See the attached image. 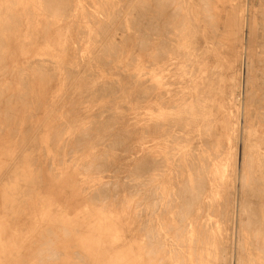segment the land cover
Returning a JSON list of instances; mask_svg holds the SVG:
<instances>
[{
    "label": "rangeland",
    "instance_id": "374dc122",
    "mask_svg": "<svg viewBox=\"0 0 264 264\" xmlns=\"http://www.w3.org/2000/svg\"><path fill=\"white\" fill-rule=\"evenodd\" d=\"M54 1L0 0V264H264V0Z\"/></svg>",
    "mask_w": 264,
    "mask_h": 264
},
{
    "label": "bare ground",
    "instance_id": "6f19581e",
    "mask_svg": "<svg viewBox=\"0 0 264 264\" xmlns=\"http://www.w3.org/2000/svg\"><path fill=\"white\" fill-rule=\"evenodd\" d=\"M47 1H48V0H47ZM53 1H54V0H53ZM56 1H58V0H56ZM98 1H99V0H98ZM157 1H158V0H157ZM159 1L161 2L162 0H159ZM163 1H166V0H163ZM167 1H168V0H167ZM186 1H187V0H186ZM197 1H198V0H197ZM220 1H221V0H217V2H220ZM232 1H233V0H232ZM238 1H239V0H238ZM11 2H12V1H11ZM44 2H46V1H44ZM54 2H55V1H54ZM127 2H128V1H127ZM149 2H150V1H149ZM160 2H159V3H160ZM168 2H169V1H168ZM180 2H182V1H180ZM226 2H227V1H226ZM240 2H241V4H242V1H240ZM47 3H49V2H46V4H47ZM57 3H58V2H57ZM57 3H56L55 5H57ZM141 3H142V2H141ZM143 3H144V2H143ZM152 3H153V2H152ZM163 3H164V2H163ZM163 3H162V5H163ZM165 3H166V2H165ZM165 3H164V4H165ZM169 3H170V2H169ZM236 3H237V2H236ZM247 3H248V2H247ZM3 4H4V3H3ZM59 4H60V3H59ZM62 4H63V3H62ZM62 4H60V5H62ZM145 4H146V3H145ZM147 4H148V3H147ZM154 4H155V2H154ZM224 4H225V3H224ZM14 5H15V4H14ZM60 5H59V6H60ZM141 5H142V4H141ZM143 5H144V4H143ZM155 5H157V4H155ZM168 5L170 6L171 4H168ZM168 5H166V6H168ZM237 5H238V3H237ZM239 5H240V4H239ZM48 6H49V5H48ZM71 6H72V5H71ZM146 6H148V5H146ZM149 6L152 7L151 4H150ZM204 6H205V5H204ZM221 6H222V5H221ZM225 6H226V5H225ZM50 7H51V6H50ZM60 7H61V6H60ZM60 7H58V8H60ZM125 7H126V6H125ZM134 7H135V6H134ZM160 7H163V6L160 5ZM160 7H159V8H160ZM182 7H183V6H182ZM205 7H206V6H205ZM243 7H244V6H242V8H243ZM51 8H52V7H51ZM157 8H158V7H157ZM159 8H158V10H159ZM170 8H171V7H170ZM223 8H224V6L220 7L219 10H221V9H223ZM242 8H241V9H242ZM48 9H49V8H48ZM52 9H53V8H52ZM52 9H50V12H51ZM56 9H57V8H55L54 10H56ZM63 9H64V8H63ZM107 9H108V8H107ZM123 9H125V8H123ZM132 9H133V8H132ZM145 9H146V8H145ZM160 9H161V8H160ZM176 9H177V8H176ZM201 9H202V8H201ZM205 9H206V8H205ZM225 9H226V8H225ZM28 10H29V8H28ZM44 10H45V9H44ZM54 10H52V12H53ZM58 10H60V9H58ZM65 10H67V9H65ZM99 10H100V9H99ZM158 10H157V12H159ZM165 10H166V9H165ZM165 10H163V8H162V11H160L159 14H161V12H164ZM167 10H168V9H167ZM192 10H193V9H192ZM231 10H232V9H231ZM244 10H245V8H244ZM67 11H68V10H67ZM130 11H131V10H130ZM154 11H155V10H154ZM173 11H175V10L173 9ZM177 11H178V10H177ZM207 11H208V10H206V12H207ZM63 12H64V11H63ZM119 12H120V11H119ZM132 12H133V11H132ZM137 12H138V10H137ZM140 12H142V11H140ZM169 12H170V11H169ZM171 12H172V11H171ZM191 12H192V11H191ZM230 12H231V11H230ZM53 13H54V12H53ZM116 13H117V12H116ZM174 13L177 15L176 12H174ZM189 13H190V12H189ZM223 13H224V12H223ZM231 13L233 14V12H231ZM49 14H50V13H49ZM54 14H55V13H54ZM57 14H58V12H57ZM91 14H92V13H91ZM102 14H103V13H102ZM141 14H144V13H141ZM157 14H158V13H157ZM157 14H156V15H157ZM168 14H169V13H168ZM179 14H180V13H179ZM6 15H8V14H6ZM50 15H51V14H50ZM58 15H60V14H58ZM61 15H62V14H61ZM61 15H60V16H61ZM65 15H66V14H65ZM118 15H119V13H118ZM118 15H116V16H118ZM172 15H173V14H172ZM242 15H243V14H242ZM8 16H9V15H8ZM52 16H53V15H52ZM60 16H59V17H60ZM149 16L151 17V15H149ZM149 16H148V17H149ZM153 16H154V15H153ZM159 16H160V15H159ZM159 16H158V18H161V16H162V18H163V13L161 14L160 17H159ZM167 16L169 17V15H167ZM173 16H174V15H173ZM195 16H196V15H195ZM232 16H233V15H232ZM64 17H65V16H64ZM64 17H63V20H64ZM114 17H115V16H114ZM118 17H120V16H118ZM136 17H137V16H136ZM136 17H135V19H137ZM142 17H144V15H142ZM145 17H147V15H146ZM168 17H166V18H167V20H168V25H169V21L171 20V17H172V16H170V20L168 19ZM175 17H176V16H175ZM175 17H173V18H175ZM177 17H178V16H177ZM204 17H205V16H204ZM204 17H203V18H204ZM238 17H239V16H238ZM17 18H18V17H17ZM65 18H66V17H65ZM158 18H157V19H158ZM182 18H183V17H182ZM191 18H192V17H191ZM207 18H208V16H207ZM230 18H231V17H230ZM8 19H9V18H8ZM56 19H57V18H56ZM139 19H140V18H139ZM143 19H144V18H143ZM146 19H147V18H146ZM148 19H149V18H148ZM204 19H205V18H204ZM223 19H224V18H223ZM232 19H234V17H233ZM235 19H236V18H235ZM235 19H234V20H235ZM238 19H239V18H238ZM48 20H49V18H48ZM115 20H116V19H115ZM118 20H119V19H118ZM132 20H133V18H132ZM137 20H138V19H137ZM163 20L165 21V19H163ZM172 20L175 21V19H172ZM172 20L170 21V24H171ZM182 20H183V19H182ZM6 21H7V20H6ZM14 21H15V20H14ZM14 21H13V23H14ZM17 21H18V20H17ZM144 21H145V20H144ZM149 21H150V20H149ZM149 21H147V22H149ZM152 21H153V19H152ZM158 21L161 22L160 19H159ZM174 21H173V24H171L172 26L175 24ZM191 21H193V20H191ZM227 21H228V20H227ZM242 21H243V20H242ZM61 22H62V21H61ZM111 22H113V21H111ZM131 22H133V21H131ZM135 22H136V21H135ZM140 22H141V21H140ZM145 22H146V21H145ZM145 22H144V23H145ZM150 22H151V21H150ZM166 22H167V21H166ZM181 22H182V21H181ZM10 23H11V22H10ZM49 23H50V21H49ZM137 23H138V22H137ZM137 23H136V24H137ZM155 23H156V22H155ZM161 23H162V22H161ZM178 23H179V22H178ZM238 23H239V22H238ZM245 23H246V22H245ZM19 24H20V20H19ZM123 24H124V23H123ZM123 24H121V25L124 26ZM131 24H132V23H131ZM133 24H134V23H133ZM152 24H153V22H152ZM163 24H164V23H162V26H163ZM216 24H217V22H216ZM6 25H7V24H6ZM47 25H49V24L47 23ZM113 25H114V24H113ZM145 25H147V24H145ZM160 25H161V24H160ZM165 25H166V23H165ZM168 25H167L166 28H168ZM175 25L177 26V20H176V24H175ZM175 25H174V28H176ZM182 25H183V24H182ZM182 25H180V26H182ZM214 25H215V24H214ZM227 25H228V24H227ZM4 26H5V24H4ZM10 26H11V25H10ZM135 26H136V25H135ZM156 26H158V22H157V25H156ZM156 26H155V27H156ZM162 26H161V27H162ZM229 26H232V25H229ZM229 26H228V28H229ZM118 27H120V26H118ZM133 27H134V26H133ZM141 27H143V26H141ZM145 27H147V26H145ZM150 27H151V25H150ZM159 27H160V26H159ZM159 27H157V29H158ZM164 27H165V26H164ZM164 27H163V28H164ZM183 27H184V26H183ZM3 28H4V27H3ZM7 28H8V27H7ZM9 28L12 29L11 27H9ZM122 28H123V27H122ZM143 28H144V27H143ZM169 28H171L170 25H169ZM4 29H6V28H4ZM10 29H8V31H10ZM133 29H134V28H133ZM139 29H140V28H139ZM145 29H146V28H145ZM149 29H150V28H149ZM157 29H155V30H157ZM164 29H165V28H164ZM103 30H104V29H103ZM121 30H122V29H121ZM143 30H144V29H143ZM155 30H154V31H155ZM158 30H159V29H158ZM158 30H157V31H158ZM166 30H167L166 32L168 33V31L170 32L171 29H170V30H169V29H166ZM175 30H176V29H175ZM196 30H197V29H196ZM236 30H237V29H236ZM3 31H4V30H3ZM3 31H2V32H3ZM6 31H7V30H6ZM46 31H47V30H46ZM141 31H142V30H141ZM151 31H153V30L151 29ZM179 31H180V30H179ZM194 31H195V28H194ZM226 31H227V30H226ZM230 31L233 32L232 30H230ZM99 32H100V31H99ZM155 32H156V31H155ZM155 32H154V33H155ZM162 32H163V29H162ZM166 32H163V34L166 33ZM195 32H196V31H195ZM199 32H200V31H199ZM214 32H215V31H214ZM239 32L241 33L242 31L240 30ZM239 32H238V33H239ZM145 33H146V32H145ZM152 33H153V32H152ZM158 33H159V31H158ZM167 33H166V36H164V38H170V35L168 34V35H169V37H168V36H167ZM190 33H191V32H190ZM208 33H209V32H208ZM46 34H48V33L46 32ZM170 34H171V33H170ZM2 35H3V33H2ZM119 35H120V34H119ZM148 35H149V34H148ZM164 35H165V34H164ZM207 35H208V34H207ZM209 35H210V34H209ZM228 35H229V34H228ZM234 35H235V34H234ZM103 36H104V33H103ZM137 36H138V35H137ZM139 36H142V37H143V32H142V35L140 34ZM176 36H177V35H176ZM181 36H182V35H181ZM193 36H194V35H193ZM217 36H218V35H217ZM239 36H240V34H239ZM194 37H195V36H194ZM210 37L213 38L212 36H210ZM210 37H209V38H210ZM229 37H231V36L229 35ZM232 37H233V36H232ZM113 38H114V37H113ZM143 38H144V37H143ZM145 38H147V40H148V37H145ZM188 38H189V37H188ZM233 38H234V37H233ZM2 39H4V38H2ZM99 39H100V38H99ZM191 39H192V37H191ZM235 39H236V38H235ZM111 40H112V39H111ZM124 40H125V39H124ZM143 40H145V39H143ZM147 40H146V42H147ZM168 40H169V39H168ZM172 40H173V39H172ZM231 40H232V38H231ZM237 40H238V41H237ZM141 41H142V40H141ZM161 41H162V40H161ZM193 41H194V40H193ZM196 41H197V40H196ZM143 42H144V41H143ZM146 42H144V43H146ZM164 42H165V41H164ZM167 42H168V41H167ZM167 42H165V43H167ZM170 42H171V41H170ZM170 42H169V44H170ZM174 42H175V41H174ZM229 42H232V43H233L234 41H229ZM235 42H239V43H240V41H239V37H238V39H236ZM106 43H107V42H106ZM109 43H110V42H109ZM111 43H112V42H111ZM162 43H163V42H162ZM193 43H194V42H193ZM217 43H218V42H216V45H217ZM112 44H113V43H112ZM114 44H115V43H114ZM114 44H113V45H114ZM136 44L138 45V43H136ZM229 44H230V43H229ZM235 44H236V43H235ZM0 45H1V43H0ZM3 45H4V44H3ZM110 45H111V44H110ZM115 45H117V44H115ZM145 45H147V44H145ZM161 45H162V44H161ZM166 45H167V44H166ZM220 45H221V44H220ZM233 45H234V43L232 44V46H233ZM239 45H240V44H239ZM105 46H106V44H105ZM140 46H141V45H140ZM143 46H144V45H143ZM164 46H165V45H164ZM199 46H200V45H199ZM230 46H231V44H230ZM237 46H238V45H237ZM117 47H118V46H117ZM117 47H115V49H116ZM138 47H139V46H138ZM145 47H146V46H144V48H145ZM167 47H169V46H167ZM233 47L235 48L236 45L233 46ZM233 47H232V48H233ZM241 47H242V46H241ZM243 47H244V46H243ZM2 48H3V47H2ZM106 48H107V47H106ZM113 48H114V47H113ZM113 48H112V49H113ZM141 48H142V47H141ZM163 48H164V47H163ZM229 48L231 49V47H229ZM234 48H233V49H234ZM136 49H137V48H135V50H136ZM145 49H146V48H145ZM203 49H204V48H203ZM219 49H220V48H219ZM239 49H240V48H239ZM103 50L106 51V49H103ZM103 50H102V51H103ZM113 50H114V49H113ZM198 50H199V49H198ZM108 51H109V50H108ZM157 51H158V50H157ZM160 51H161V49H160ZM230 51H231V50H230ZM234 51H235V50H233V52H234ZM237 51H238V49H237L235 52H237ZM124 52H125V51H124ZM137 52H138V50H137ZM168 52H169V51H168ZM202 52H203V51H202ZM233 52L231 51V52H229V53H232V54H233ZM106 53H107V52H106ZM110 53H111V52H110ZM112 53H113V52H112ZM130 53H131V52H130ZM162 53H163V52H162ZM162 53H161V54H162ZM219 53H220V52H219ZM101 54H103V52H102ZM131 54H132V53H131ZM159 54H160V53H159ZM232 54H231V56L234 55V54H233V55H232ZM106 55H107V54H106ZM106 55H105V56H106ZM112 55H113V54H112ZM114 55H115V54H114ZM133 55H134V54H133ZM155 55L157 56V54H155ZM0 56H2V55H0ZM98 56H99V55H98ZM107 56H108V55H107ZM134 56H135V55H134ZM100 57H101V55H100ZM108 57H109V56H108ZM130 57H131V56H130ZM135 57H136V56H135ZM135 57H134V58H135ZM158 57H159V55H158ZM158 57H156V58H158ZM233 57H235V55H234ZM233 57H232V59H233ZM236 57H237V55H236ZM0 58H1V57H0ZM131 58H133V56H132ZM156 58H154V59H156ZM162 58H163V57H162ZM102 59H103V57H102ZM230 59H231V58H230ZM232 59H231V60H232ZM39 60H40V59H39ZM98 60H99V59H98ZM131 60H132V59H131ZM134 60H135V59H134ZM231 60H229V62H231ZM100 61H101V60H100ZM155 61H156V60H155ZM158 61H159V60H158ZM1 62H2V61H1ZM98 62H99V61H98ZM107 62L109 63V61H107ZM110 62H111V61H110ZM112 62H113V61H112ZM128 62L130 63V61H128ZM128 62H127V63H128ZM134 62H135V61H134ZM229 62H228V63H229ZM235 62H236V61H235ZM237 62H238V61H237ZM101 63H102V62H101ZM131 63H132V62H131ZM105 64H106V63H105ZM149 64H150V63H149ZM238 64H239V63H238ZM108 65H109V64H108ZM126 65H127V64H126ZM132 65H133V64H132ZM134 65H135V64H134ZM146 65H147V64H146ZM39 66H40V65H39ZM104 66H105V65H104ZM127 66H128V65H127ZM148 66H149V65H148ZM40 67H41V66H40ZM105 67H106V66H105ZM146 67H147V66H146ZM215 67H216V66H215ZM223 67H224V66H223ZM42 68H43V67H42ZM67 68H68V67H67ZM128 68H129V67H128ZM40 69H41V68H40ZM48 69H49V68H48ZM70 69H71V68H70ZM195 69H196V68H195ZM215 69H216V68H215ZM66 70H67V69H66ZM77 70H78V69H77ZM107 70H108V69H107ZM107 70H106V71H107ZM220 70H221V69H220ZM125 71H126V70H125ZM196 71H197V70H196ZM42 72H43V71H42ZM55 72H56V71H55ZM122 72H123V71H122ZM21 73H22V72H21ZM21 73H20V75H21ZM68 73H69V71H68ZM68 73H67V74H68ZM77 73H78V72H77ZM222 73H223V72H222ZM222 73H221V74H222ZM53 74H54V73H53ZM134 74H135V73H134ZM145 74H146V73H145ZM214 74H215V73H214ZM88 75H89V74H88ZM128 75H129V74H128ZM141 75H142V74H141ZM24 76H25V75H24ZM120 76H121V75H120ZM192 76H193V75H192ZM51 77H52V76H51ZM54 77H55V76H54ZM116 77H117V76H116ZM214 77H215V76H214ZM21 78H22V77H21ZM25 78H26V77H25ZM208 78H209V76H208ZM19 79H20V77H19ZM40 79H41V78H40ZM69 79H71V78H69ZM197 79H198V78H197ZM22 80H23V79H22ZM42 80H43V79H42ZM24 81H25V80H24ZM24 81H22V82H24ZM45 81H46V80H45ZM115 81H116V80H115ZM145 81H146V80H145ZM50 82H51V81H49V83H50ZM68 82H69V81H68ZM112 82H113V81H112ZM112 82H111V83H112ZM117 82H118V80H117ZM134 82H135V81H134ZM217 82H218V81H217ZM154 83H155V82H154ZM198 83H199V82H198ZM205 83H206V82H205ZM22 84H23V83H22ZM108 84H109V82H108ZM116 84H117V83H116ZM24 85H25V84H24ZM26 85H27V83H26ZM28 85H29V84H28ZM106 85H107V84H106ZM195 85H196V84H195ZM116 86H117V85H116ZM116 86H115V87H116ZM193 86H194V85H193ZM23 87H24V86H23ZM26 87H27V86H26ZM117 87H118V86H117ZM219 87H220V86H219ZM146 88H147V87H146ZM148 88H149V87H148ZM148 88H147V89H148ZM195 88L199 89L198 87H195ZM24 89H25V88H24ZM27 89H28V88H27ZM153 89H154V88H153ZM154 90H155V89H154ZM193 90H194V89H193ZM195 91H196V90H195ZM25 92H26V91H24V93H25ZM149 92H150V91H149ZM196 92H197V93H196L195 97L197 96L198 92H200V91L197 90ZM29 93H30V92H29ZM93 93H94V92H93ZM116 93H117V92H116ZM116 93H114V94H116ZM161 94H162V93H161ZM253 94H254V93H253ZM22 95H23V94H22ZM24 95H25V94H24ZM24 95H23V96H24ZM26 95H27V94H26ZM92 95H93V94H92ZM145 95H146V94H145ZM147 95H148V93H147ZM162 95H163V94H162ZM27 96H28V95H27ZM100 96H101V94H100ZM119 96H120V95H119ZM24 97H25V96H24ZM87 97H88V96H87ZM143 97H144V96H142V98H143ZM161 97H162V96H160V98H161ZM213 97H214V96H213ZM139 98H140V97H139ZM197 98H198V97H197ZM8 99H9V98H8ZM30 100H31V99H30ZM136 100H138V99H136ZM8 101H10V100H8ZM1 102H2V101H1ZM217 102H218V101H217ZM33 103H34V102H33ZM36 103H37V105H38L39 102H36ZM1 104H2V103H1ZM6 104H7V103H6ZM8 104H9V103H8ZM8 107H9V106H8ZM171 107H173V106H171ZM6 108H7V107H6ZM6 108H5V109H6ZM34 108H35V107H34ZM38 108H39V107H38ZM58 109H60V107H59ZM119 109H120V108H119ZM9 110H10V109H9ZM38 110H39V109H38ZM225 110H226V109H225ZM104 111H105V110H104ZM6 112H7V110H6ZM31 112H32V111H31ZM119 112H120V110H119ZM8 113H9V112H8ZM220 113H221V112H220ZM4 114H6V113H4ZM96 114H97V113H96ZM6 115H7V114H6ZM6 115H5V116H6ZM11 115H12V114H11ZM29 115H30V114H29ZM98 115H99V114H98ZM111 115H112V114H111ZM111 115H109V117L107 116V117H108L107 119H109V118L111 117ZM13 116H14V115H13ZM33 116H35V115H33ZM96 116H97V115H96ZM215 116H216V115H215ZM10 117H12V116H10ZM4 118H5V117H4ZM8 118H9V117H8ZM26 118H27V117H26ZM110 119H111V118H110ZM5 120H6V119H5ZM92 122H93V121H92ZM8 123H9V122H8ZM6 124H7V123H6ZM105 124H106V123H105ZM0 125H1V123H0ZM61 125H62V124H61ZM3 126H4V122H3ZM32 126H33V125H32ZM32 126H29V127H32ZM4 127H5V126H4ZM37 127H38V126H37ZM57 127H58V126H57ZM156 127H157V126H156ZM6 128H7V127H6ZM26 128H27V127H26ZM64 128H65V127H64ZM160 128H161V127H160ZM177 128H178V127H177ZM177 128H176V130H177ZM181 128H182V127H181ZM181 128H180V129H181ZM183 128H184V127H183ZM217 128H218V127H217ZM36 129H38V128H36ZM24 130H25V129H24ZM92 130H93V129H92ZM184 130H185V129H184ZM30 131H31V130H30ZM30 131H29V133H30ZM174 131H175V130H174ZM178 131H179V130H178ZM180 131H181V130H180ZM218 131H219V129H218ZM221 131H222V130H221ZM1 132H3V130H2ZM12 132H14V130H12ZM15 132H16V131H15ZM26 132H28V130H27ZM39 132H40V131H39ZM62 132H63V130H62ZM167 132H168V131H167ZM34 133H35V131H34ZM37 133H38V132H37ZM37 133H36V135H37ZM58 133H59V132H58ZM221 133H222V132H221ZM15 134H16V133H15ZM60 134H61V132H60ZM89 134H90V133H89ZM126 134H127V133H126ZM213 134H214V133H213ZM217 134H218V133H217ZM36 135H35V136H36ZM61 135H62V134H61ZM214 135H215V134H214ZM221 135H222V134H221ZM221 135H220V136H221ZM54 136H55V135H54ZM56 136H57V134H56ZM78 136H79V135H78ZM87 136H88V135H87ZM196 136H197V135H196ZM218 136H219V135H218ZM119 137H120V136H119ZM119 137H118V138H119ZM122 137H123V136H122ZM223 137H224V136H223ZM225 137H226V136H225ZM28 138H29V137H28ZM35 138H36V137H35ZM79 138H80V137H79ZM90 138H91V137H90ZM116 138H117V137H116ZM120 138H121V137H120ZM183 138H184V137H183ZM188 138H189V137H188ZM50 139H51V138H50ZM81 139H83V138H81ZM215 139H216V138H215ZM75 140H76V139H75ZM75 140H74V141H75ZM79 140H80V139H79ZM187 140H188V139H187ZM207 140H208V139H207ZM25 141H26V139H25ZM52 141H53V140H52ZM84 141H85V140H84ZM115 141H117V140H115ZM115 141H114V142H115ZM125 141H126V139H125ZM174 141H175V140H174ZM214 141H216V140H214ZM50 142H51V141H50ZM53 142H54V141H53ZM80 142H81V141H80ZM208 142H209V141H208ZM25 143H26V142H25ZM27 143H28V142H27ZM31 143H32V142H31ZM37 143H38V142H37ZM68 143H69V142H68ZM75 143H76V142H75ZM204 143H206V142H204ZM79 144H80V143H79ZM110 144H112V143H110ZM207 144H209V143H207ZM32 145H33V143H32ZM34 145H36V144H34ZM53 145H54V144H53ZM62 145H63V144H62ZM76 145H77V144H76ZM114 145L117 146V143L114 144ZM202 145H203V144H202ZM19 146H20V145H19ZM23 146H24V145H23ZM29 146H31V145H29ZM29 146H28V147H29ZM77 146H78V145H77ZM196 146H197V145H196ZM222 146H223V145H222ZM36 147H37V145H36ZM61 147H62V146H61ZM82 147H83V146H82ZM106 147L108 148V144L106 145ZM118 147H119V146H118ZM203 147H204V146H203ZM30 148H31V147H30ZM30 148H28V149H30ZM32 148H34V147H32ZM112 148H113V147H112ZM192 148H193V147H192ZM223 148H224V147H223ZM223 148H222V149H223ZM17 149H18V148H17ZM17 149H16V150H17ZM60 150H61V149H60ZM70 150H71V148H70ZM76 150H77V149H76ZM107 150H108V149H107ZM111 150H112V149H111ZM111 150H110V151H111ZM126 150H127V149H126ZM126 150H125V151H126ZM18 151H19V150H18ZM20 151H21V150H20ZM27 151H28V150H27ZM27 151H26V152H27ZM30 151H31V150H29L28 153H29ZM34 151H35V148H34ZM71 151H73V150H71ZM80 151H81V150H80ZM24 152H25V151H24ZM26 152H25V154H26ZM43 152H45V151H43ZM59 153H60V152H59ZM17 154H18V152H17ZM23 154H24V153H23ZM69 154H70V153H69ZM188 154H189V153H188ZM194 154H195V153H194ZM15 155H16V154H15ZM32 155H34V154H32ZM32 155H31V157H32ZM192 155H193V154H192ZM23 156H24V155H23ZM44 156H45V155H44ZM59 156H60V155H59ZM14 157H15V156H14ZM67 157H68V156H67ZM99 157H100V156H99ZM99 157H98V158H99ZM148 157H149V156H148ZM171 157H172V156H171ZM16 158H17V157H16ZM20 158H23V157H20ZM33 158H36V157L34 156ZM104 158H105V157H104ZM144 158H145V157H144ZM160 158H161V157H160ZM191 158H192V157H191ZM14 159H15V158H14ZM27 159H28V158H27ZM49 159H50V158H49ZM68 159H69V158H68ZM146 159H147V158H146ZM155 159H156V158H155ZM158 159H159V158H158ZM195 159H196V158H195ZM21 160H22V159L18 160V164H19V161L21 162ZM30 160H31V159H30ZM32 160H33V159H32ZM106 160H107V159H106ZM149 160H150V159H149ZM160 160H161V159H160ZM60 161H61V159H60ZM97 161H98V159H97ZM140 161H141V160H140ZM156 161H157V160H156ZM49 162H50V161H49ZM176 162H177V161H176ZM11 163H12V162H11ZM29 163H30V162H29ZM34 163H35V161H34ZM39 163H40V162H39ZM58 163H60V162H58ZM142 163H143V162H142ZM164 163H165V161H164ZM164 163H163V164H164ZM193 163H194V162H193ZM205 163H206V162H205ZM246 163H247V162H246ZM9 164H10V163H9ZM9 164H8V165H9ZM15 164H16V162H15ZM24 164H25V163H24ZM50 164H51V163H50ZM138 164H139V163H138ZM155 164H157V163L155 162ZM155 164H154V165H155ZM194 164H195V163H194ZM194 164H193V166L196 165V164H195V165H194ZM209 164H210V163H209ZM13 165H14V164H13ZM32 165H33V164H32ZM59 165H60V164H59ZM97 165H98V164H97ZM100 165H101V164H100ZM141 165H143V164H141ZM146 165H148V164H146ZM178 165H179V164H178ZM241 165H242V164H241ZM246 165H247V164H246ZM48 166H49V165H48ZM109 166H110V165H109ZM151 166H152V165H151ZM155 166H157V165H155ZM161 166L163 167V165H161ZM179 166H180V165H179ZM191 166H192V164H191ZM191 166H190V167H191ZM7 167H8V166H7ZM16 167H17V166H16ZM49 167H50V166H49ZM106 167H108V166H106ZM10 168H12V167H10ZM13 168H15V167L13 166ZM17 168H19V167H17ZM31 168H32V167H31ZM51 168H52V167H51ZM88 168H89V167H88ZM90 168H91V166H90ZM145 168H147V167H145ZM153 168H154V166H153ZM153 168H152V169H153ZM191 168H192V167H191ZM197 168H199V166H198ZM8 169H9V168H8ZM49 169H50V168H49ZM53 169H54V168H53ZM97 169H98V168H97ZM101 169H102V168H101ZM195 169H196V168H195ZM199 169H200V168H199ZM203 169H204V168H203ZM99 170H100V167H99ZM205 170H206V169H205ZM10 171L15 172L13 169L10 170ZM18 171H19V170H18ZM40 171H41V170H40ZM117 171H119V170H117ZM150 171H151V169H150ZM152 171H154V170H152ZM159 171H160V170H159ZM178 171H179V170H178ZM183 171H184V170H183ZM195 171H196V170H195ZM203 171H204V170H203ZM91 172H92V170H91ZM112 172H113V171H112ZM134 172H135V171H134ZM143 172H145V171H143ZM148 172H149V170H148ZM148 172H147V173H148ZM199 172H200V171H199ZM201 172H202V171H201ZM3 173H4V172H3ZM3 173H2V174H3ZM32 173H33V172H32ZM39 173H40V172H39ZM39 173H38V174H39ZM84 173H85V172H84ZM141 173H142V172H141ZM145 173H146V172H145ZM195 173H196V172H195ZM8 174H9V172H8ZM8 174H7V175H8ZM14 174H15V173H14ZM0 175H1V174H0ZM7 175H6V176H7ZM17 175H18V173H17ZM157 175H158V174H157ZM193 175H194V174H193ZM179 176H180V175H179ZM241 176H242V175H241ZM4 177H5V176H4ZM9 177H10V175H9ZM35 177H36V176H35ZM126 177L128 178V176H126ZM126 177H125V178H126ZM137 177H138V176H137ZM143 177H144V176H143ZM177 177H178V176H177ZM1 178H2V177H1ZM7 178H8V176H7ZM30 178H31V177H30ZM36 178H38V177H36ZM144 178H145V177H144ZM10 179H11V178H10ZM12 179H13V178H12ZM12 179H11V180H12ZM133 179H134V178H133ZM202 179H203V178H202ZM202 179H201V182H202ZM7 180H8V179H7ZM21 180H22V179H21ZM24 180H25V179H24ZM24 180H23V182L26 183L27 181H24ZM26 180H27V179H26ZM34 180H35V178H34ZM39 180H40V178H39ZM174 180H175V179H174ZM203 180H204V179H203ZM241 180H242V179H241ZM1 181H2V180H1ZM4 181H5V180H4ZM29 181H30V180H28V182H29ZM187 181H188V180H187ZM199 181H200V178H199ZM18 182H19V181H18ZM40 182H41V181H40ZM40 182H39V183H40ZM111 182H112V181H111ZM132 182H133V181H132ZM197 182H198V181H197ZM201 182H200V183H201ZM1 183H2V182H1ZM6 183L8 184V182H6ZM20 183H21V182H20ZM25 183H23V185H24ZM106 183H107V182H106ZM109 183H110V182H109ZM116 183H117V182H116ZM136 183H137V182H136ZM185 183H187V182L185 181ZM18 184H19V183H18ZM31 184H33V183L31 182ZM31 184H29V185H31ZM104 184H105V183H104ZM106 185H107V184H106ZM136 185H138V184H136ZM187 185H188V184H187ZM201 185H204V186H205V185H207V184H202V183H201ZM247 185H248V184H247ZM24 186H25V185H24ZM33 186H34V185H33ZM102 186H103V184H102ZM116 186H118V185H115V187H116ZM130 186H131V185H130ZM140 186H142V184H141ZM185 186H186V185H185ZM17 187H18V186H17ZM22 187H23V186H22ZM27 187H29V186L27 185ZM189 187L191 188V186H189ZM189 187L187 186V189H188V190H189ZM195 187H196V186H195ZM198 187L200 188V186H198ZM201 187H202V186H201ZM247 187H248V186H247ZM18 188H19V187H18ZM18 188H17V189H18ZM25 188H26V187H25ZM30 188H31V187H30ZM192 188H193L192 190H195L194 187H192ZM251 188H252V187H251ZM17 189H16V190H17ZM23 189H24V188H23ZM27 189H28V188H27ZM32 189H33V188H32ZM36 189H37V188H36ZM203 189H204V187H203ZM247 189H248V188H247ZM253 189H254V188H253ZM11 190H12V189H11ZM102 190H103V189H102ZM130 190H131V189H130ZM132 190H133V189H132ZM139 190H140V189H139ZM192 190H190V191H192ZM248 190H249V189H248ZM251 190H252V189H251ZM17 191H18V190H17ZM23 191H24V190H23ZM30 191H31V190H30ZM32 191H33V190H32ZM99 191H100V190H99ZM147 191H148V190H147ZM180 191H181V190H180ZM190 191H189V192H187V191L185 192V191H184V194L187 193V198H188V194H189V193H193V191H192V192H190ZM198 191H201V190L199 189ZM203 191H204V193H205V190H203ZM246 191H247V190H246ZM253 191H254V190H253ZM18 192H19V191H18ZM134 192H135V191H134ZM182 192H183V190H182ZM195 192H197V190H196ZM251 192H252V191H251ZM255 192H256V191H255ZM28 193H29V192H28ZM93 193H94V192H93ZM95 193H96V192H95ZM129 193H130V192H129ZM170 193H171V192H170ZM175 193H176V192H175ZM201 193H202V192H201ZM247 193H248V192H247ZM252 193H253V192H252ZM14 194H15V193H14ZM22 194H23V193H22ZM22 194H21V195H22ZM26 194H27V193H26ZM99 194H100V192H99ZM131 194H132V193H130V195H131ZM149 194H150V193H149ZM171 194H172V193H171ZM193 194H195V193H193ZM193 194H192V195H193ZM199 194H200V193H199ZM199 194H198V195H199ZM245 194H246V192H245ZM106 195H107V193H106ZM115 195H116V194H115ZM145 195H146V194H145ZM147 195H148V194H147ZM153 195H154V193H153ZM153 195H152V196H153ZM174 195H175V194H174ZM178 195H179V194H178ZM178 195H176V196H178ZM180 195L182 196V193H181ZM192 195L190 194L191 198H192ZM202 195H203V194H202ZM23 196L25 197V191H24V195H23ZM28 196H29V195H28ZM107 196H108V195H107ZM170 196H171V195H170ZM181 196H180V197H181ZM183 196H185V195H183ZM199 196L201 197V194H200ZM199 196H198V197H199ZM263 196H264V195H263ZM91 197H92V196H91ZM98 197H99V196H98ZM105 197H106V196H105ZM178 197H179V196H178ZM194 197H195V195H194ZM194 197H193V199H194ZM196 197H197V194H196ZM196 197H195V198H196ZM229 197H230V196H229ZM250 197H251V195H250ZM15 198H16V197H15ZM25 198H26V197H25ZM94 198H95V197H94ZM94 198H93V200H94ZM102 198H104V197H102ZM150 198H151V197H150ZM172 198H173V197H172ZM185 198H186V197H185ZM148 199H149V198H148ZM180 199H181V198H180ZM229 199H230V198H229ZM156 200H157V199H156ZM160 200H161V199H160ZM164 200H165V199H164ZM174 200H175V199H174ZM182 200H183V198H182ZM197 200H199V199L197 198ZM23 201H24V200H23ZM175 201H176V200H175ZM179 201H181V200H179ZM179 201H178V202H179ZM187 201H188V200H187ZM229 201H230V200H229ZM100 202H101V201H100ZM153 202H154V201H153ZM168 202H169V201H168ZM182 202H183V201H182ZM192 202H194V200H193ZM192 202H190V203H192ZM96 203H98V202H96ZM103 203H104V202H103ZM172 203H175V202L173 201ZM184 203H185V202H184ZM187 203H188V202H187ZM153 204H154V203H153ZM224 204H225V203H224ZM250 204H251V203H250ZM256 204H257V203H256ZM148 205H149V204H148ZM155 205H157V204H155ZM252 205H253V204H252ZM163 206H164V204H163ZM185 206H186V205H185ZM208 206H209V205H208ZM224 206H225V205H224ZM149 207H150V205H149ZM155 207H157V206H155ZM171 207H172V206H171ZM191 207H192V206H191ZM206 207H207V205H206ZM225 207H226V206H225ZM189 208H190V207H189ZM256 208H257V207H256ZM97 209H98V207H97ZM150 209H151V207H150ZM163 209H164V208H163ZM184 209H185V208H184ZM202 209H203V208H202ZM252 209H253V208H252ZM257 209H258V208H257ZM102 210H103V209H102ZM145 210H146V209H145ZM168 210H169V209H168ZM168 210H167V211H168ZM186 210L189 211L188 208H187ZM254 210H255V209H254ZM254 210H253V211H254ZM99 211H100V209H99ZM139 212H140V210H139ZM156 212H157V211H156ZM240 212H241V211H240ZM250 212H251V211H250ZM201 213H202V212H201ZM221 213H222V210H221ZM247 213H248V212H247ZM9 214H11V213H9ZM20 214H21V213H20ZM248 214H249V213H248ZM143 215H144V214H143ZM176 215H177V214H176ZM220 215H221V214H220ZM227 216H228V215H227ZM253 216H254V215H253ZM175 217H176V216H175ZM187 217H188V216H187ZM221 217H222V216H221ZM249 217H250V214H249ZM255 217H256V216H255ZM168 218H169V217H168ZM250 218H251V217H250ZM13 219H14V218H13ZM169 219H170V218H169ZM247 219H248V218H247ZM11 220H12V219H11ZM147 220H148V219H147ZM150 220H151V219H150ZM178 221H179V219H178ZM256 222H257V221H256ZM135 223H136V222H135ZM246 223H247V222H246ZM241 224H242V223H241ZM263 224H264V223H263ZM169 225H170V224H169ZM169 225H168V226H169ZM203 226H204V225H203ZM240 226H241V225H240ZM242 226H243V225H242ZM242 226H241V227H242ZM182 227H183V226H182ZM246 227H247V226H246ZM135 228H136V227H135ZM171 228H172V227H170V229H171ZM259 228H260V227H259ZM75 229H76V228H75ZM143 229H144V228H143ZM246 229H248V228H246ZM59 230H60V229H59ZM65 230H66V229H65ZM76 230H77V229H76ZM76 230H75V231H76ZM179 230H180V229H179ZM259 230H260V229H259ZM45 231H46V230H45ZM49 231H50V229H49ZM66 231H67V230H66ZM153 231H154V230H153ZM166 231H167V230H166ZM177 231H178V230H177ZM241 231H242V230H241ZM257 231H258V230H257ZM140 232H141V231H140ZM150 232L152 233V231H150ZM183 232H184V231H183ZM51 233H52V232H51ZM76 233H77V232H76ZM151 233L149 234V236L151 235ZM154 233H155V235H156V232H154ZM181 233H182V232H181ZM259 233H260V232H259ZM46 234H47V232H46ZM52 234H54V233H52ZM146 234H147V233H146ZM47 235H48V234H47ZM69 235H70V234H69ZM176 235H177V233H176ZM254 235H255V234H254ZM262 235L264 236V231H263V234H262ZM63 236H66V235H63ZM144 236H145V235H144ZM259 236H260V235H259ZM176 237H177V236H176ZM176 237H175V239H176ZM181 237H182V236H181ZM238 237H239V236H238ZM53 238H54V237H53ZM114 238H115V237H114ZM117 238H119V237H117ZM149 238H150V237H149ZM154 238H155V236H154ZM42 239H43V237H42ZM250 239H252V238H250ZM152 240H154V239H152ZM158 240H159V239H158ZM253 240H254V239H253ZM47 241H48V240H47ZM87 241L89 242L90 239L87 240ZM143 241H144V240H143ZM185 241H186V240H185ZM147 242H148V241H147ZM160 242H161V241H160ZM51 243H52V242H51ZM141 243H142V241H141ZM161 243H162V242H161ZM173 244H174V243H173ZM258 244H259V243H258ZM44 245H45V244H44ZM151 245H152V244H151ZM251 245H252V244H251ZM263 245H264V244H263ZM263 245H262V246H263ZM48 246H49V245H48ZM83 246H84V245H83ZM144 246H145V248H147L146 243H145ZM160 246H161V245H160ZM45 247H46V245H45ZM49 247H50V246H49ZM252 247H253V246H252ZM43 248H44V247H43ZM145 248H144V249H145ZM257 248L259 249V248H260V245H259V247H257ZM40 249H41V248H40ZM45 249H46V248H45ZM71 249H72V248H71ZM88 249H89V247H88ZM48 250H49V249H48ZM105 250H107V248H106ZM141 250H142V249H141ZM255 250H256V248H255ZM41 251L43 252V250H41ZM46 251H47V250H46ZM147 251H148V250H147ZM147 251H146V249H145V252H147ZM176 251H177V250H176ZM258 251H260L261 253H263V252H262V251H263L262 249H261V250H258ZM258 251H257V252H258ZM50 252H51V251L49 250V253H50ZM56 252H57V251H56ZM142 252H143V250H142ZM180 252H181V249H180ZM242 252H243V251H242ZM260 252H259V253H260ZM54 253H55V252H54ZM83 253H84V252H83ZM151 253H152V252H151ZM37 254H38V253H37ZM57 254H58V253H57ZM123 254H124V253H123ZM148 254H149V253H148ZM154 254H155V253H154ZM222 254H224V253H222ZM41 255H42V254H41ZM104 255H105V254H104ZM110 255H111V254H110ZM125 255H126V254H124V256H125ZM146 255H147V253H146ZM224 255H225V254H224ZM263 255H264V254H263ZM50 256H51V255H50ZM52 256H53V255H52ZM60 256H61V255H60ZM112 256H113V255H112ZM46 257H47V256H46ZM56 257H57V255H56ZM174 257H175V256H174ZM177 257H178V256H177ZM49 258H50V257H49ZM51 258H52V257H51ZM53 258H54V257H53ZM76 258H77V257H76ZM96 258H97V256H96ZM181 258H182V257H181ZM235 258H236V257H235ZM47 260H48V259H47ZM100 260H101V259H100ZM100 260H98V261H100ZM133 260H134V259H133ZM141 260H142V258H141ZM102 261H103V260H102ZM160 261H161V260H160ZM160 261H159V262H160ZM104 262H105V261H104ZM181 262H182V260H181ZM96 263H97V260H96ZM133 263H134V262H133ZM97 264H98V263H97ZM136 264H142V262L139 260V261L136 262Z\"/></svg>",
    "mask_w": 264,
    "mask_h": 264
}]
</instances>
